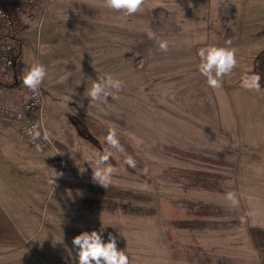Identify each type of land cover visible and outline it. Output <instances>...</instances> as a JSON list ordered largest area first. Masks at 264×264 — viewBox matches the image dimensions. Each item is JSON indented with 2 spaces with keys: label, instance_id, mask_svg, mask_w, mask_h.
<instances>
[{
  "label": "rangeland",
  "instance_id": "1",
  "mask_svg": "<svg viewBox=\"0 0 264 264\" xmlns=\"http://www.w3.org/2000/svg\"><path fill=\"white\" fill-rule=\"evenodd\" d=\"M224 2L147 0L142 12L125 17L101 0H37L18 15L23 52L8 100H24L23 71L44 64L34 117L53 135L38 151L0 122L6 199L27 237L0 247V264H77L73 237L102 226L104 239L115 235L132 264H264V242L254 235L261 232L255 217L264 215V88L240 87L242 75L262 64L254 61L264 50V0ZM149 27L169 42L167 52L148 39ZM228 38L238 66L214 90L196 71L197 51ZM106 73L124 81L122 90L107 104L90 103L88 90ZM110 127L124 152L104 143ZM96 150L113 152V194L137 197L113 198L93 180ZM126 156L135 168L124 164ZM48 167L64 174L54 190ZM229 191L239 207L225 200ZM162 200L188 224L174 225Z\"/></svg>",
  "mask_w": 264,
  "mask_h": 264
},
{
  "label": "clouds",
  "instance_id": "2",
  "mask_svg": "<svg viewBox=\"0 0 264 264\" xmlns=\"http://www.w3.org/2000/svg\"><path fill=\"white\" fill-rule=\"evenodd\" d=\"M147 0H101V6L111 11L121 13L125 17L133 16L144 10ZM225 0V7L227 6ZM160 5H157L158 7ZM149 40L157 41L159 50L167 52L169 42L166 39L159 38L150 27L144 29ZM39 40V38H38ZM41 55H45L47 45L40 44ZM199 61L196 65V71L205 79L207 86L211 89H220L223 86L225 77H230L234 69L238 66L237 50L232 46L231 38L225 40L223 46L215 44H206L197 51ZM48 75L47 67L40 63L34 62L29 65L22 74V84L25 88L32 92V98L37 100L41 94V85ZM261 76L256 73L244 74L240 79V87L250 92H261ZM124 86V81L114 78L112 74L106 73L97 76V79L88 90L86 97L90 98V103L101 102L107 104V97L111 96L114 100ZM68 105H65L67 107ZM100 111H104L103 108ZM75 115V110L73 111ZM37 123H33L31 127L26 129V134L30 137L31 142L38 151L43 150L37 141L49 142L52 138V132L47 128H43ZM110 149L117 152H124L123 146L120 144L116 128L110 127L107 135L103 138ZM142 143V141H141ZM113 157L112 151L96 150L93 153L92 178L103 188H108L112 183L114 174L118 169L110 163ZM124 164L128 167L135 168L136 161L132 156H126ZM47 183L52 187H58V180L63 177L62 171L48 167ZM83 171V169H81ZM150 186L145 184L143 190L147 191ZM71 196V191L68 192ZM225 200L230 207L237 208L240 206V198L235 191H229L225 194ZM244 223L245 217H241ZM104 226L99 231H82L72 239V247L75 250V260L77 264H132L129 255L125 250L117 247V237L112 233H108L107 240L103 236Z\"/></svg>",
  "mask_w": 264,
  "mask_h": 264
},
{
  "label": "built area",
  "instance_id": "3",
  "mask_svg": "<svg viewBox=\"0 0 264 264\" xmlns=\"http://www.w3.org/2000/svg\"><path fill=\"white\" fill-rule=\"evenodd\" d=\"M37 0H18L14 4L0 2V122L15 127L19 135L32 147L36 148L26 134V129L33 123L40 124L41 130L45 128L42 122L34 117L43 103V93L41 91L37 100L32 98V92L29 90L27 97L20 101H9L12 96V89L5 85L11 76L15 61L13 50V39L19 38L17 28V17L23 11L32 8ZM43 150L52 145L49 142L37 141Z\"/></svg>",
  "mask_w": 264,
  "mask_h": 264
},
{
  "label": "crops",
  "instance_id": "4",
  "mask_svg": "<svg viewBox=\"0 0 264 264\" xmlns=\"http://www.w3.org/2000/svg\"><path fill=\"white\" fill-rule=\"evenodd\" d=\"M1 145V144H0ZM2 155L0 146V156ZM0 247H7L13 244L25 242L27 240L26 234H22L16 220L13 217V210L8 204L6 199L9 197L8 189L5 185V166L6 160L0 158ZM259 222H255L254 227L260 228L261 232L257 234L254 231V235H257V239L260 238L264 242V215L259 218L255 217ZM253 225V221H251ZM251 236L253 238V230L251 228Z\"/></svg>",
  "mask_w": 264,
  "mask_h": 264
},
{
  "label": "trees",
  "instance_id": "5",
  "mask_svg": "<svg viewBox=\"0 0 264 264\" xmlns=\"http://www.w3.org/2000/svg\"><path fill=\"white\" fill-rule=\"evenodd\" d=\"M18 0H4V2H7V3H10V4H14L16 3ZM19 28V27H18ZM17 31H19V29L16 28ZM13 50H14V53H15V61H14V66L12 68V72H11V78H9L7 80V82L5 83L6 86L8 87H12L15 83H18V77H19V73H20V65H21V59H22V50H23V40L22 39H19V38H14L13 39ZM261 59V65L259 66V71L257 74H259L261 76V86L262 88H264V50H261L258 54V56L256 57L255 61H254V65L255 67L258 66V60ZM104 191L108 196H111L113 198H117V197H122V198H134V197H137L134 193H131V192H120V191H117L116 193L117 194H113L111 188H104ZM124 195V196H123ZM163 201V202H162ZM161 201V204L165 205L166 209L162 206L163 209H165L164 212H166V215L170 217L171 221L174 223V225H177V227H184L186 226L188 223H187V220H183L180 217V212L178 209H176L174 206H171L169 207V209L167 210L168 208V204L162 200ZM166 203V204H165ZM140 213V212H139ZM199 214L198 213H195L194 216L197 217ZM195 224V223H194ZM170 232V231H169ZM171 233V232H170ZM172 237V236H171Z\"/></svg>",
  "mask_w": 264,
  "mask_h": 264
}]
</instances>
